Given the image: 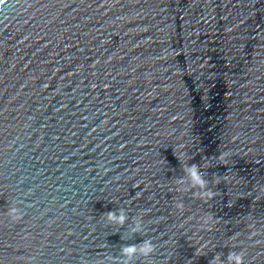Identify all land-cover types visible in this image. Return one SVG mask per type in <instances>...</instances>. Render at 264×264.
I'll list each match as a JSON object with an SVG mask.
<instances>
[{
  "label": "water",
  "instance_id": "95a60500",
  "mask_svg": "<svg viewBox=\"0 0 264 264\" xmlns=\"http://www.w3.org/2000/svg\"><path fill=\"white\" fill-rule=\"evenodd\" d=\"M179 150L210 198L176 191ZM262 189L264 0L0 2V264H114L143 238L129 264H264Z\"/></svg>",
  "mask_w": 264,
  "mask_h": 264
},
{
  "label": "clouds",
  "instance_id": "9594fccd",
  "mask_svg": "<svg viewBox=\"0 0 264 264\" xmlns=\"http://www.w3.org/2000/svg\"><path fill=\"white\" fill-rule=\"evenodd\" d=\"M178 149H182V145L176 146ZM229 152L221 153L219 157L221 160L224 157L228 156ZM176 157L180 162L182 175L175 178V188L176 191L182 193L187 191L188 189L194 190V195H198L201 197L210 198L212 195L211 191L207 190V186L209 181L204 178L201 174V168L196 164H188L186 162L187 157L184 150L177 151ZM226 162V161H225ZM264 191V189H262ZM176 207H183V200L181 198H177ZM6 214L9 219L15 221L23 216V211L19 209L15 202H12L9 207L6 209ZM140 215H136L135 217H129L124 209H118L116 211L108 210L103 214V221L107 224H117L124 225L125 221H129V232H140L144 228V224L141 221ZM199 219L203 220L205 223L197 226V231L199 227H204L207 222H215L212 220V215L210 213H204ZM187 231V230H186ZM195 237V239H193ZM192 243L195 247V254H202V250L205 247V244L199 243V237L196 235V231L192 232L190 237ZM198 245V246H196ZM156 249V244L153 242L151 238H143L139 242L134 244H122L118 250V254L113 256L109 254L107 259L110 262H114V264H129L130 261L135 257H147L152 254ZM186 264H190V262H186ZM208 264H243V254L242 250H230L224 261L219 259V255L215 254L208 261Z\"/></svg>",
  "mask_w": 264,
  "mask_h": 264
},
{
  "label": "snow or ice",
  "instance_id": "6c2138e0",
  "mask_svg": "<svg viewBox=\"0 0 264 264\" xmlns=\"http://www.w3.org/2000/svg\"><path fill=\"white\" fill-rule=\"evenodd\" d=\"M0 2H2V0H0Z\"/></svg>",
  "mask_w": 264,
  "mask_h": 264
}]
</instances>
